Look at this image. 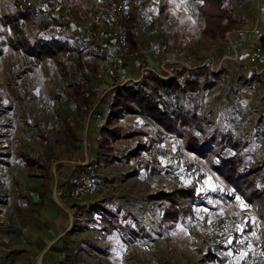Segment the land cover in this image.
I'll list each match as a JSON object with an SVG mask.
<instances>
[{"label":"rangeland","instance_id":"1","mask_svg":"<svg viewBox=\"0 0 264 264\" xmlns=\"http://www.w3.org/2000/svg\"><path fill=\"white\" fill-rule=\"evenodd\" d=\"M16 1L0 0V15L14 11ZM30 1L35 18L22 22L28 38L53 36L81 51L64 58L65 72L44 61L17 76L19 53L0 45V264H36L38 257V264H264L263 209L246 204L213 172L208 159L216 162V156L201 158L185 149L182 135L163 136L156 124L125 114L113 156L144 143L131 162L141 160L133 174L124 159L104 162L92 137L103 115L91 118L96 106L104 111L100 101L116 85H152L148 71L182 82L173 69H202L217 76L197 98L205 134L240 139L237 151L225 148L223 155L261 164L264 176V73L249 61L255 50L264 57V0H224L229 21L222 22L235 25L217 39L201 34L199 1L165 0V16L158 0ZM53 18L60 24L51 25ZM132 27L138 42L133 52L124 37ZM10 35L0 22V42ZM78 57L93 74L78 77ZM80 90L94 101L88 110ZM178 102L186 105V99ZM151 158L159 162L155 171ZM92 159L97 163L89 167ZM191 183L201 195L194 217L163 225L149 195ZM93 205L124 208L145 236L129 240L98 230L88 219ZM207 249L215 259L207 258Z\"/></svg>","mask_w":264,"mask_h":264},{"label":"trees","instance_id":"2","mask_svg":"<svg viewBox=\"0 0 264 264\" xmlns=\"http://www.w3.org/2000/svg\"><path fill=\"white\" fill-rule=\"evenodd\" d=\"M199 1L198 15L202 23L201 34L205 38L217 39L226 30L235 25L234 21L223 24L225 18L224 0H192ZM159 13L166 9V1L158 0ZM16 9L12 12L0 15L2 25L8 26L11 34L7 42L1 41L0 45L8 44L13 51L20 55L21 69L17 76L23 73L34 72L35 69L44 61H51L61 72H65L64 58L71 52L80 53L81 48L70 44L66 40L57 37L46 36L37 33L32 38H28L23 29L22 22L30 21L35 18L36 8L30 0H17ZM165 8V9H164ZM166 15V14H162ZM166 18V17H165ZM129 21H135V15L128 16ZM229 21V20H228ZM242 23L241 21L239 24ZM60 24L56 18L52 19L51 25ZM66 27L68 24H62ZM53 27V26H51ZM127 47L133 52L138 47L134 27L124 34ZM264 45V38L261 39ZM0 47V53H1ZM81 57V56H79ZM77 59L76 69L78 77L81 75L93 74V67L90 64ZM176 76L183 77L182 82L176 77L161 79L157 74L148 71L146 78L152 83H145L144 88L135 87L132 83H124L109 90L101 99L100 103H106L104 111L99 110V106L92 111L91 118L96 113H101L103 119L98 130L92 137L96 142V147L101 151L104 162L113 159L122 160L129 165L130 171L137 174L140 171L141 160H137L135 166L131 162L141 155V151L146 149L145 144H139L127 150L125 156H113V144L122 137V127L119 125L120 119L125 115H139L145 118L148 123L156 124L164 135H182L184 137V147L187 151L195 153L201 158H208V155L216 156L217 161L209 160V166L225 183L229 184L236 195L246 204L255 206L260 212H264V176H261V164L244 162L242 155L234 153L231 156L223 155L224 149L229 148L237 151L241 140H236L231 134H205L202 117L199 114V102L197 98L206 90L216 85V75H210L202 69L190 72L186 69H173ZM190 72V73H189ZM84 76V77H85ZM83 77V78H84ZM82 88L78 80L77 89ZM76 89V90H77ZM193 94V95H190ZM82 103L88 110L94 104L85 90L79 91ZM169 96L166 100L164 96ZM186 99L185 104L181 105L178 99ZM182 129H185L182 131ZM161 131L157 130L159 134ZM141 134L143 132L137 131ZM153 163L151 171H155L158 160L151 158ZM96 160L88 162V166L96 165ZM147 164V163H146ZM148 166V165H144ZM77 171H82L87 175L85 167L79 165ZM201 195L197 193L194 183L188 186H177L173 189L160 188L150 194L148 200L151 202L152 209L158 210L161 214L160 222L163 225L177 220H186L194 217V205ZM205 199V198H203ZM89 215L93 218L89 221L103 232H118L123 238L129 240L145 236L146 232L141 222H139L130 212L117 205L109 210L91 206ZM112 211L114 214H110ZM264 217V214L261 215ZM221 242L218 246H221ZM209 248V246H208ZM206 256L209 260L215 259L211 250L207 249Z\"/></svg>","mask_w":264,"mask_h":264},{"label":"built area","instance_id":"3","mask_svg":"<svg viewBox=\"0 0 264 264\" xmlns=\"http://www.w3.org/2000/svg\"><path fill=\"white\" fill-rule=\"evenodd\" d=\"M249 61L255 62L256 66L259 67L258 71L255 70L257 74H263L264 73V57L263 56L260 57L259 54H253L250 57ZM255 69H257V68L255 67ZM263 78H264V75H263Z\"/></svg>","mask_w":264,"mask_h":264},{"label":"crops","instance_id":"4","mask_svg":"<svg viewBox=\"0 0 264 264\" xmlns=\"http://www.w3.org/2000/svg\"><path fill=\"white\" fill-rule=\"evenodd\" d=\"M226 18H227V21H228V17H226ZM222 20H223V19H222ZM227 21H226V22H227ZM226 22H225V23H226ZM241 22H243V21H241ZM240 24H242V23H240ZM242 28H243V26H242ZM241 31H244V29H241V30L239 29V30H238V32H241ZM208 39H210V38H208ZM255 51H256V50H255ZM255 51H253V53L251 54V56L255 53ZM251 56H250V57H251ZM5 208H6V207H5ZM6 209H7V208H6Z\"/></svg>","mask_w":264,"mask_h":264},{"label":"bare ground","instance_id":"5","mask_svg":"<svg viewBox=\"0 0 264 264\" xmlns=\"http://www.w3.org/2000/svg\"><path fill=\"white\" fill-rule=\"evenodd\" d=\"M0 211H5V209L0 208ZM38 261H39V257L37 258V263L36 264H38Z\"/></svg>","mask_w":264,"mask_h":264},{"label":"snow or ice","instance_id":"6","mask_svg":"<svg viewBox=\"0 0 264 264\" xmlns=\"http://www.w3.org/2000/svg\"><path fill=\"white\" fill-rule=\"evenodd\" d=\"M201 2H203V0H201Z\"/></svg>","mask_w":264,"mask_h":264}]
</instances>
